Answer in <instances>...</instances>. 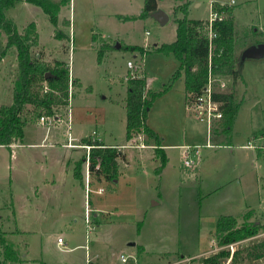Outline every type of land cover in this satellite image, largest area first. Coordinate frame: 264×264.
Segmentation results:
<instances>
[{
  "label": "rangeland",
  "instance_id": "374dc122",
  "mask_svg": "<svg viewBox=\"0 0 264 264\" xmlns=\"http://www.w3.org/2000/svg\"><path fill=\"white\" fill-rule=\"evenodd\" d=\"M143 2L66 0L65 8L61 7L67 13L63 10L57 18L63 32L60 40L47 14L34 3L15 0L5 10L20 31L35 22L38 38L32 53L50 66L55 58L62 60L70 84L68 103L53 107L63 122L43 125L28 104L21 115L25 119L22 137L12 148L0 145V228L18 255L11 261L2 253L4 264H203L205 256L223 247L231 254L238 249L241 256L234 261L229 256L223 264H264V255L250 258L245 251L264 240V56L241 61L248 46L264 42V0H157L158 8L168 14L165 23L151 14L135 18ZM183 4L187 13L181 11ZM221 6L228 9L219 12ZM214 11L233 21V56L240 76L236 80L227 73L217 76L239 104L235 122L228 132L221 130L219 122L213 123L208 139L205 124L186 107L192 97L184 94L181 73L153 99L147 112L146 123L162 138L167 156L157 171L153 146L139 147L141 141L145 144L144 136L138 139L135 134L125 140L126 86L122 81L130 75L126 61L138 64L135 74L145 75L148 88L160 90L179 62L171 53L152 48L175 39V17L208 23ZM115 13L127 15L125 22ZM116 35L148 51L106 50L107 40L116 45ZM4 39L0 35V54ZM16 62L10 57L0 65L2 103L12 100ZM44 133L49 135L47 142L40 141ZM84 137L121 144L118 148L129 162L125 166V154L117 157L116 178L103 177L91 184L89 192L73 175L75 162L89 152L80 140ZM248 140L252 147L244 146ZM182 144L199 150L195 168L184 166ZM99 187L102 192L97 191ZM86 205L91 209L89 222L97 212L93 208L104 210L97 212L102 215L97 234L92 221L89 227L85 222ZM228 214L237 225L254 221L258 232L218 245L216 221ZM120 254L127 255L126 260Z\"/></svg>",
  "mask_w": 264,
  "mask_h": 264
},
{
  "label": "trees",
  "instance_id": "16d2710c",
  "mask_svg": "<svg viewBox=\"0 0 264 264\" xmlns=\"http://www.w3.org/2000/svg\"><path fill=\"white\" fill-rule=\"evenodd\" d=\"M39 6L49 21L57 23L59 4L52 0H28ZM15 0H0V30L7 35L5 48L14 47L17 52L18 76L12 88V102L9 105H0V145L9 146L23 135L25 119L22 112L25 106L32 105L37 116L52 115L53 107L68 103L70 77L68 67L62 60H55L54 66L43 62L40 57L32 53V47L37 44L38 35L36 26L31 21L23 31H19L12 19L6 16L5 10L14 4ZM217 8L219 12L228 7ZM181 11L187 13L186 4L182 5ZM157 9V0H144L139 17L150 15ZM176 35L170 42H163L154 46L152 50L164 53H171L179 61L177 70L172 74L164 86L158 91L146 88L144 76H128L126 79L127 96L125 100V139L129 140L133 135L142 133L145 144L153 145L156 159L158 160L157 171L165 165L167 157L161 143V137L146 123L147 112L153 99L166 92L173 81L183 72L185 90L188 95H194L207 79L209 63V39L207 22L203 19L175 17ZM211 30L216 34L212 38L211 69L214 73H227L234 80L240 76L239 68L235 66L233 56V21L229 18L214 19L211 23ZM62 36V35H61ZM59 36V37H61ZM130 51H139L144 54L148 50L142 46L125 44L122 47ZM98 59L101 60L102 50H98ZM46 72L49 76H45ZM215 98L221 99L223 117L219 121L222 131L228 132L232 129L234 119L239 109V104L234 101L233 92L227 91L214 94ZM217 130V129H216ZM90 145L89 149V171L95 176L103 175L106 179H113L117 176V157L120 151L114 147L105 145L98 140L82 139ZM96 158H99L98 166ZM85 159L75 163L73 175L82 184L81 165ZM259 225L254 221L245 220L237 225L236 219L231 215H222L216 221V237L220 246L237 242L251 237L258 232ZM246 256L258 258L264 255V240L257 242L246 249ZM4 254L5 259L14 261L18 255L5 241L3 231L0 228V255ZM239 250L231 254L229 248L223 247L217 252L205 256L203 264H223L229 256L237 260ZM241 258V256H239ZM0 264H4L0 258Z\"/></svg>",
  "mask_w": 264,
  "mask_h": 264
},
{
  "label": "built area",
  "instance_id": "2783aa9c",
  "mask_svg": "<svg viewBox=\"0 0 264 264\" xmlns=\"http://www.w3.org/2000/svg\"><path fill=\"white\" fill-rule=\"evenodd\" d=\"M229 3H234V0H230ZM223 15L219 14L217 11L211 12L209 22H208V39H209V63H208V72H207V79L205 83L200 88V91L194 95H191L190 100L186 103V107L189 111H191L194 116L206 126L207 134H210V130L212 128L213 123L219 122L223 117V109L221 99L215 98L214 94L227 92L226 82L217 76V73H214L211 69V55H212V38L216 35L211 30V23L214 19H222ZM126 65L128 67V71L130 72L131 77L138 76L136 75V71L139 69L138 64L133 63L132 60H127ZM39 121L43 125L53 124L55 122L63 121V118L56 115H40ZM138 139H142V134L137 135ZM130 145V144H128ZM90 148V145H87ZM139 146H143L142 143ZM195 147H199V145H195ZM190 149V145H182L181 146V153L183 157L184 166L194 167L195 164L198 162L199 158V150L198 149ZM86 165L87 171L84 177V186L86 191H90V180L88 174L89 168V156H86ZM97 165L99 158H96ZM98 192L102 191V188L97 189ZM86 222H88V213L85 216ZM62 239L60 237L57 238V243L61 244ZM127 255L120 254V259L122 261L126 260Z\"/></svg>",
  "mask_w": 264,
  "mask_h": 264
},
{
  "label": "crops",
  "instance_id": "0c3cea01",
  "mask_svg": "<svg viewBox=\"0 0 264 264\" xmlns=\"http://www.w3.org/2000/svg\"><path fill=\"white\" fill-rule=\"evenodd\" d=\"M53 2H56V3H58L59 4V10H58V13H57V18H58V16L60 17L61 16V14L64 12L65 13V15H66V13H67V11H65L64 10V8H65V5H64V3H65V1L66 0H52ZM14 5V4H13ZM12 5V6H13ZM62 5H64V8H62L61 6ZM28 6H34L35 7V5H28ZM11 7V6H10ZM9 7V8H10ZM37 7V6H36ZM143 7V6H142ZM62 8V9H61ZM157 9H158V5H157ZM64 10V11H63ZM43 11V10H42ZM63 11V12H62ZM44 12V11H43ZM45 13V12H44ZM166 13V12H165ZM140 14V13H139ZM139 14H133L134 16H135V18L136 17H138L139 16ZM167 14V13H166ZM115 15H116V17L118 18V19H121V21H123V22H125V16H127V15H125V14H122V13H115ZM7 16V15H6ZM15 16V15H14ZM167 16H168V14H167ZM9 17H11L10 15H9ZM10 19H12V18H10ZM13 20V19H12ZM69 20H70V18H69ZM69 20L67 19V21L66 22H68V24H69ZM127 20H130V19H127ZM167 20H168V17H167ZM14 21V20H13ZM58 21V20H57ZM34 22V21H33ZM15 23V22H14ZM35 23V22H34ZM58 23V22H57ZM54 24V29L57 31V33H58V35L56 34V38H59L58 40H60V37L59 36H61V35H63V32L61 31V27L58 25V24ZM16 24V23H15ZM17 25V24H16ZM36 26V25H35ZM19 31H20V29H18ZM0 31H2V30H0ZM36 32H37V30H36ZM4 35L5 36V39H4V41H3V47H5V43H6V39H7V35H6V33L4 32V31H2V32H0V35ZM116 38H117V42H116V44H118V45H115V42L114 43H110L108 40L106 41V45L105 46H107L106 47V50H108V51H110V49L112 48V47H115V48H122V47H124V45L126 44L125 43V41H123V39H121L118 35H116L115 36ZM91 39H92V42H93V37L91 36ZM123 41V44L121 45V43L119 42V41ZM158 42H155V43H153V44H157ZM159 44H161V43H158V45ZM115 45V46H114ZM9 49H11V52H9L8 50ZM7 51H8V56H7ZM14 55V56H13ZM38 55V54H37ZM173 55V54H172ZM264 56V55H263ZM10 57H13V58H15L16 60H17V52H16V49L14 48V47H10V48H8V49H6V51L3 53V54H0V58H1V60H0V65L1 64H3L4 62H6V61H8V58H10ZM55 60H60V59H56L55 58ZM129 60V59H128ZM3 61V62H2ZM242 61V60H241ZM127 62V61H126ZM179 62V61H178ZM8 64V63H7ZM16 64H17V62H16ZM17 68V67H16ZM129 69H128V67H127V65H126V71H128ZM182 74H183V72H182ZM49 76V75H48ZM143 76L145 77V75L143 74ZM125 75L123 76V81H122V83L126 86V81H125ZM146 78V77H145ZM146 88L147 89H150V88H148V81L146 80ZM183 89H184V94H185V96H186V90H185V84H184V75H183ZM9 94H11V88H9ZM126 96H127V86H126ZM126 96H125V99H126ZM3 98V97H2ZM2 98H0V105L1 104H4V105H9V104H11V102H12V100H11V102L9 101V102H4V103H2ZM12 98H13V95H12ZM186 101V100H185ZM68 106V105H67ZM68 110H69V108H68ZM68 110H67V112H68ZM54 112H53V114H56V115H60V114H58V112L57 111H55V110H53ZM63 118V117H62ZM69 120H70V118L69 117H67V124L69 123ZM64 121V120H63ZM62 121V122H63ZM235 122V121H234ZM155 131V130H154ZM156 132V131H155ZM158 133V132H157ZM139 133H137V135H138ZM140 134H142V133H140ZM206 135H207V137H208V139L210 138V134H207V131H206ZM142 136H143V134H142ZM143 138V137H142ZM82 139H89V140H98V141H100V142H102V143H105V145H109V146H114V147H116L119 151H120V156L119 157H121L122 156V154H125V152H123L122 151V149L120 148H118V146H120V145H114V144H111V143H107V142H104L102 139H100V138H97V137H95V138H87V137H84V138H81L80 140L82 141ZM144 139V138H143ZM208 139H207V141H208ZM45 141V142H47L48 140H49V135L48 134H46V133H44L43 134V136L40 138V141L42 142V141ZM126 140V139H125ZM130 140V139H129ZM129 140H126V141H129ZM145 142V141H144ZM82 143H84L83 141H82ZM140 143H142L143 144V142L141 141ZM161 143H162V146L164 147L165 145L163 144V142L161 141ZM16 145V143H11L9 146H6V147H8V148H12V146L13 145ZM85 145H89V144H87L86 142L84 143ZM182 145H187V144H182ZM182 145H179L180 146V148H181V146ZM188 145H190V144H188ZM196 145H198V144H196ZM252 143L250 142V140H248L247 141V143L246 144H244V146H247V147H252ZM122 146V145H121ZM120 146V147H121ZM150 145H148V144H146V146H145V144H143V146H139V147H146V148H151V147H149ZM151 146H153V145H151ZM154 148V147H153ZM90 149V148H89ZM154 152H155V150H154ZM164 153L166 154V151H165V147H164ZM88 154H89V152H88ZM258 154V153H257ZM156 155V154H155ZM85 156V155H84ZM87 156V155H86ZM86 156H85V159H84V161H83V163H85L86 164ZM124 157H125V161L127 162V163H125V166L127 165V164H129V162H128V159L126 158V154L124 155ZM153 157V156H152ZM167 157V156H166ZM154 159H156L155 157H153ZM199 162H200V156H199V158H198V162L195 164V166H197L198 164H199ZM76 163V162H75ZM85 164H84V167H85ZM195 166H194V168H195ZM86 171H87V165H86V168H85V172L83 173V178H82V184H81V182H80V184L81 185H83V179H84V177H85V174H86ZM81 172H82V168H81ZM88 174H89V176H90V174H92L91 175V177H89V180H90V186H91V184H93L94 182H96V181H101L102 180V178H103V175H99V176H95V174L94 173H90V171H89V168H88ZM82 176V175H81ZM75 177V176H74ZM76 178V177H75ZM84 188H85V186H83ZM99 188H102V187H99ZM102 192V191H101ZM89 206V207H88ZM86 205L85 206V214H84V217L86 216V213H88V222H86V220H85V222L87 223V227H89L88 225H89V223L91 222V228L92 229H94L95 230V232L97 231V228H98V224H99V222H102V219H101V217H102V215L101 214H97V212H103L104 210H102V208H98V207H95V208H93L94 210H96L97 212H94L93 213V216H94V218H93V220H90V222H89V211L91 210L90 209V205ZM228 215H230V214H228ZM85 219V218H84ZM101 219V220H100ZM96 234H97V232H96ZM81 245V244H80ZM77 246V245H76ZM142 247L143 246H141L139 249L137 248V251H140V250H142ZM144 248V247H143ZM44 264H47V263H44ZM90 264H98L96 261L95 262H90Z\"/></svg>",
  "mask_w": 264,
  "mask_h": 264
},
{
  "label": "water",
  "instance_id": "95a60500",
  "mask_svg": "<svg viewBox=\"0 0 264 264\" xmlns=\"http://www.w3.org/2000/svg\"><path fill=\"white\" fill-rule=\"evenodd\" d=\"M151 16L154 17L156 20H158L160 23H165L167 21V14L162 9H156L151 13ZM118 45V44H116ZM264 55V42H260L257 44H253L248 46L241 55V60H244L246 57L251 58H261ZM49 75L48 72H46L45 76L47 77Z\"/></svg>",
  "mask_w": 264,
  "mask_h": 264
}]
</instances>
